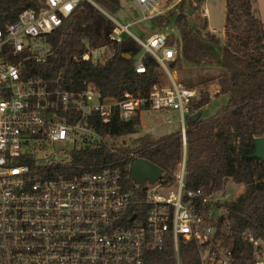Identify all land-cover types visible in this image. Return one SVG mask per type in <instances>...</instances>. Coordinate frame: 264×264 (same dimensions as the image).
<instances>
[{"label": "built area", "instance_id": "2783aa9c", "mask_svg": "<svg viewBox=\"0 0 264 264\" xmlns=\"http://www.w3.org/2000/svg\"><path fill=\"white\" fill-rule=\"evenodd\" d=\"M39 1V9L23 10L0 28V264H148L152 252L168 247L175 264H182L183 245L195 249L198 264H241L236 249L244 245L252 249L246 264H264L262 242L251 232L232 230L229 203L234 200L224 187L187 189L185 154L174 187L148 183L142 197L125 187L119 168L90 164L81 156L102 148L116 152L121 147L102 126L116 114L131 120L141 108L178 112L185 145L186 122L199 112L193 108L197 90L186 87L170 67L179 48L169 44V36L140 27L163 18L168 0H131L142 17L128 24L95 0ZM83 2L113 27L107 44H87L73 62L104 65L111 46L131 37L144 51L135 70L146 78L136 83V93L120 100L102 97L86 81L82 89H66L60 77L50 81L35 73L51 55L48 37ZM118 9L124 10L122 2ZM146 55L156 67L144 65ZM127 156L143 159L135 151Z\"/></svg>", "mask_w": 264, "mask_h": 264}, {"label": "trees", "instance_id": "16d2710c", "mask_svg": "<svg viewBox=\"0 0 264 264\" xmlns=\"http://www.w3.org/2000/svg\"><path fill=\"white\" fill-rule=\"evenodd\" d=\"M110 12L116 13L120 0H95ZM206 0H181L176 12L175 25L180 31L178 59L171 68L178 71L208 66H217L216 74H202L196 78H182L186 87L198 89L200 96L194 102V110L207 106L213 96L209 86L215 85L214 97L229 95L223 113L210 118L187 121L186 143L181 132L175 131L157 139L144 135L134 145L117 148L116 152L102 148L84 152L81 156L90 164H104L119 168L125 187L138 197L145 196L146 185H134L131 169L134 163L127 153L135 151L163 170L158 184H174L176 173L184 154L185 181L187 189L203 188L208 191L222 189L231 179L243 185V192L229 203L232 230L237 235L251 232L264 245V163L250 158L255 140L264 137V24L253 11L252 0H225L223 40L209 31V21L204 15ZM39 0H0V28L13 23L27 9H39ZM157 30L166 28V15L152 22ZM91 26L90 34L82 29ZM113 24L88 2H83L64 21V25L53 32L48 41L51 55L46 63L37 66L35 73L50 81L60 77L66 89H82L83 82L93 84L102 97L123 99L126 93H136V83L146 78L135 70V55L141 51L131 37L121 44L112 45L110 57L104 65L75 64L73 56L91 48L108 43L107 34ZM169 44H173L169 40ZM137 50L130 61L124 53ZM147 68L156 67L148 55L143 58ZM192 71V70H189ZM141 108L128 121L116 114L112 121L102 126L101 132L110 140L136 135L141 130ZM110 167V166H109ZM241 264L252 260V249L248 245L237 246ZM182 264H198L197 252L191 245L181 247ZM148 264H175L173 249L152 252Z\"/></svg>", "mask_w": 264, "mask_h": 264}, {"label": "rangeland", "instance_id": "374dc122", "mask_svg": "<svg viewBox=\"0 0 264 264\" xmlns=\"http://www.w3.org/2000/svg\"><path fill=\"white\" fill-rule=\"evenodd\" d=\"M123 11L119 10L116 13L110 12L101 6V8L109 16L113 17L115 20L121 22L122 24H128L132 20L141 19V14L132 7L131 0H122ZM181 0H168L165 4L166 16L169 17V24L167 28H163L161 31L164 35L169 36V40L173 42L172 45H179L181 40L180 31L175 25L174 21L176 18V12L178 11V4ZM253 11L255 15L263 22L264 24V0H252ZM204 12L208 10V19H209V31L214 33L216 36L223 40L224 37V20H225V0H206L205 5L203 6ZM141 29L145 32H155L157 28L151 22H144L141 24ZM213 29V30H212ZM130 30L138 36H142V33L138 27H131ZM125 54V53H124ZM144 55V51L141 50L135 55V61H139ZM126 56V55H125ZM183 70L178 71L177 76L178 80L182 81V78H196L202 74H216L218 71L217 66H208L203 69L192 68L189 70L187 66H183ZM215 85L209 86V92L213 96L210 103L202 108L200 119L210 118L215 115H219L224 112L229 101V95H220L214 97ZM197 90L198 98L200 96L199 90ZM141 119V130L136 135L123 136L119 139L113 141L116 147L122 146H133L135 140L144 135L150 136L153 139H157L165 134L175 132L181 129V116L178 112H159L154 110L143 111L140 114ZM172 121V123H169ZM148 185V183H146ZM145 183L143 185H146ZM174 184L170 185V188H173ZM224 191L227 192L228 198L231 200H236L239 195L243 192V185L233 182L231 179L224 186Z\"/></svg>", "mask_w": 264, "mask_h": 264}, {"label": "water", "instance_id": "95a60500", "mask_svg": "<svg viewBox=\"0 0 264 264\" xmlns=\"http://www.w3.org/2000/svg\"><path fill=\"white\" fill-rule=\"evenodd\" d=\"M82 31L86 34H90L91 26L88 25L84 27ZM136 52L137 50H133L131 52L123 54L122 57L125 60L130 61L136 54ZM200 117L201 112H197L189 117V121L195 122L199 120ZM249 157L259 159L264 163V137L257 138L255 140L254 151L250 154ZM162 175L163 170L161 168L146 159H138L132 165L130 178L134 185H142L144 183L153 185L158 182ZM238 242H240V239H238Z\"/></svg>", "mask_w": 264, "mask_h": 264}, {"label": "crops", "instance_id": "0c3cea01", "mask_svg": "<svg viewBox=\"0 0 264 264\" xmlns=\"http://www.w3.org/2000/svg\"><path fill=\"white\" fill-rule=\"evenodd\" d=\"M206 12H207L206 17H207V19H208V16H207V15H208V10H207V9H206ZM208 21H209V19H208ZM212 30H213V29H212ZM168 134H169V133H168Z\"/></svg>", "mask_w": 264, "mask_h": 264}]
</instances>
